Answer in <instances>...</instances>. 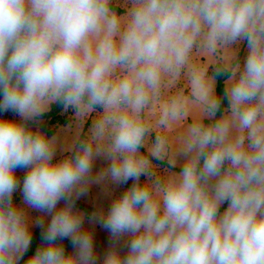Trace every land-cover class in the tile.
Returning a JSON list of instances; mask_svg holds the SVG:
<instances>
[{"label":"clouds","instance_id":"obj_1","mask_svg":"<svg viewBox=\"0 0 264 264\" xmlns=\"http://www.w3.org/2000/svg\"><path fill=\"white\" fill-rule=\"evenodd\" d=\"M242 42V63L190 68L192 102L209 122L188 126L179 171L160 175L153 161L169 143L149 144L145 113L164 79L194 49L215 56ZM54 103L103 110L59 160L57 138L32 127ZM187 103L171 98L157 125L180 120ZM9 111L19 120L0 116V264H20L33 226L41 244L25 264H97L86 219L109 233L102 264H264V0H131L123 18L113 0H0V114ZM98 157L108 161L99 178L132 184L86 216L76 201ZM18 189L26 207L14 203Z\"/></svg>","mask_w":264,"mask_h":264},{"label":"rangeland","instance_id":"obj_2","mask_svg":"<svg viewBox=\"0 0 264 264\" xmlns=\"http://www.w3.org/2000/svg\"><path fill=\"white\" fill-rule=\"evenodd\" d=\"M113 2L125 8V13L121 15L122 18L125 17L127 11L131 7V0H113ZM246 52V42H242L240 45L233 46L227 50H221L215 56H209L202 50L194 49L189 66L185 67L179 76L166 77L164 79L158 98L153 101L145 113V120L151 127V132L148 138L149 144L157 135L164 136L168 140L169 153L164 161L171 165L175 164L178 167L179 163L183 159V157L178 154V149L180 147L181 139L188 126L195 121L203 120L204 122L205 120L202 105L192 102L191 99L187 78L190 68L192 66H209L208 71L210 74V69L219 59L223 61V64H232L235 60H240L242 63L246 56ZM181 94L188 98L184 116L180 120L172 123V125L168 128L158 126L157 121L160 118L163 105L171 98ZM102 115L103 110L99 108L96 109L95 112H89L81 115H77L74 111L71 121L66 126L56 127L55 134L53 135L57 138V152L55 160L62 159L64 156L69 154L65 150L71 147L74 142L79 139L85 126L86 131L84 139L88 138L90 136V129L93 123L97 119H100ZM35 127L36 129L39 128V130H41V121L37 120ZM153 164L156 166V170L160 175H166L168 171H173L163 164L156 163L154 161ZM107 165L108 161L104 157H98L95 160L91 174L94 182L89 185L87 193L77 200L94 208L92 212L87 213L81 210L76 204V208L83 211L86 216H90L93 212L106 211L110 206L111 201L125 191V185L116 186L111 184L106 179L99 178L100 173L107 167ZM26 171V169H17L16 171L17 178L21 181V184ZM144 179L145 178L143 177L142 181ZM13 200L17 206L26 207L23 205L22 192L19 189L14 193ZM58 206H63V202H61ZM27 211L28 215L33 220L38 219L43 215L35 209H27ZM47 219L49 218L45 217L46 221ZM85 227L91 229L94 233V250L97 256V264H102V261L109 249V233L99 223L89 224L87 219L85 220ZM37 228V226H33L32 234Z\"/></svg>","mask_w":264,"mask_h":264},{"label":"trees","instance_id":"obj_3","mask_svg":"<svg viewBox=\"0 0 264 264\" xmlns=\"http://www.w3.org/2000/svg\"><path fill=\"white\" fill-rule=\"evenodd\" d=\"M113 7L116 9L117 13L121 16L123 13H125V8L116 4L113 2ZM237 60H235L232 64H234ZM223 65V61L219 59L215 65ZM214 65V66H215ZM213 67L210 69V74L212 73ZM227 80V76L223 75L217 78L216 81V91L217 94L222 96L223 95V89L225 86V82ZM223 107H227V102L225 101L223 104ZM74 115V110L72 108L65 109L64 106L60 103H54L50 106V109L42 114L41 117L38 118L39 121L42 123L41 131L44 132L48 137H53L55 134V129L58 126H66L70 121L71 117ZM219 115V114H218ZM2 118L4 119H10V120H19L18 115L15 113L9 111L6 113L0 114ZM209 121L207 119L204 120V123H208ZM87 125V124H86ZM33 130H36L35 124L32 125ZM85 131L86 126L83 129L82 134L80 135L79 139H84L85 137ZM142 152H144V149H141ZM156 163H160L168 167L169 169L173 171H179L178 167H171V164H169L166 161H154ZM143 177H141V180ZM132 184V181H129L128 184H125V190L130 187ZM77 206L83 210L84 212H92L94 210L93 207H90L82 202L76 201ZM225 204L222 206L221 211L226 207ZM41 229L38 227L32 234V243L28 251L24 254L22 260L20 261V264H25V262L34 254L37 247L41 244V236H40ZM63 245L65 246V249L67 252L71 253L73 247L71 245V242L69 240L62 241Z\"/></svg>","mask_w":264,"mask_h":264}]
</instances>
